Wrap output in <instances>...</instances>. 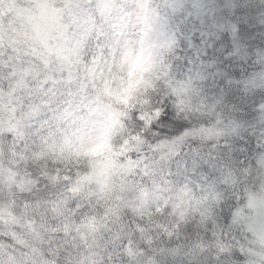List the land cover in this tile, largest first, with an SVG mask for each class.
Returning <instances> with one entry per match:
<instances>
[{"label":"clouds","instance_id":"clouds-1","mask_svg":"<svg viewBox=\"0 0 264 264\" xmlns=\"http://www.w3.org/2000/svg\"><path fill=\"white\" fill-rule=\"evenodd\" d=\"M0 264H264V0H0Z\"/></svg>","mask_w":264,"mask_h":264}]
</instances>
